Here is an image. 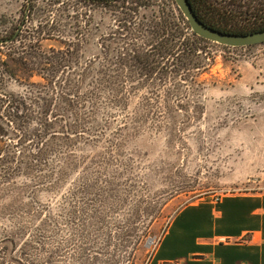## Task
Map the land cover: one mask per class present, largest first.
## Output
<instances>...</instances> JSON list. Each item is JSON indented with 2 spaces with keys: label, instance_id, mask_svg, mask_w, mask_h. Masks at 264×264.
<instances>
[{
  "label": "trees",
  "instance_id": "trees-1",
  "mask_svg": "<svg viewBox=\"0 0 264 264\" xmlns=\"http://www.w3.org/2000/svg\"><path fill=\"white\" fill-rule=\"evenodd\" d=\"M132 1L148 11L134 8L140 26L121 27L106 44L93 39L78 47L53 32L28 42L16 34L0 38V221L10 236L2 242L23 250L22 260L13 257L18 264L48 263L41 258L44 241L31 244L29 252L23 246L32 241L24 236L45 238L49 222L65 219L72 223L66 245L73 250L71 264H112L98 239L119 192H128L134 180L135 161L126 160L125 152L160 132L158 125L167 134L175 130L171 110L151 104L148 94H172L180 71L207 59L213 41L191 29L175 0L158 13ZM189 1L205 24L220 31L264 29H241L233 9L208 10L206 0ZM45 38L58 46L43 47ZM12 81L24 89L15 91ZM165 117L168 125L161 122Z\"/></svg>",
  "mask_w": 264,
  "mask_h": 264
},
{
  "label": "rangeland",
  "instance_id": "rangeland-1",
  "mask_svg": "<svg viewBox=\"0 0 264 264\" xmlns=\"http://www.w3.org/2000/svg\"><path fill=\"white\" fill-rule=\"evenodd\" d=\"M140 1L156 13L171 2ZM134 8L148 12L132 0L124 6L109 0H0V38L16 34L28 42L53 32L54 38L64 36L78 47L93 39L106 44L122 28L140 26ZM41 44L58 46L47 38ZM207 53L198 68L180 71L172 94H148L151 104L171 110L168 115L175 122L169 126L175 130L167 134L158 125L160 132L137 140L139 147L131 144L125 152L126 160L135 161L130 172L134 180L128 182V192H119L121 199L98 239L112 264H150L174 216L189 203L264 193V43L224 47L213 42ZM9 87L24 89L14 81ZM169 118L161 122L168 125ZM6 225L0 221V264H18L13 257L22 260L23 250L2 242L10 237ZM71 225L68 219L49 222L45 238L36 232L24 236L23 241L32 242L23 249L33 251L31 244L44 241L45 264H71L73 250L66 248Z\"/></svg>",
  "mask_w": 264,
  "mask_h": 264
},
{
  "label": "crops",
  "instance_id": "crops-1",
  "mask_svg": "<svg viewBox=\"0 0 264 264\" xmlns=\"http://www.w3.org/2000/svg\"><path fill=\"white\" fill-rule=\"evenodd\" d=\"M150 264H264V193L229 194L185 205Z\"/></svg>",
  "mask_w": 264,
  "mask_h": 264
},
{
  "label": "water",
  "instance_id": "water-1",
  "mask_svg": "<svg viewBox=\"0 0 264 264\" xmlns=\"http://www.w3.org/2000/svg\"><path fill=\"white\" fill-rule=\"evenodd\" d=\"M188 20L191 29L198 35L215 43L230 47H244L264 43V29L246 33H227L205 24L193 10L189 0H175Z\"/></svg>",
  "mask_w": 264,
  "mask_h": 264
},
{
  "label": "flooded vegetation",
  "instance_id": "flooded-vegetation-1",
  "mask_svg": "<svg viewBox=\"0 0 264 264\" xmlns=\"http://www.w3.org/2000/svg\"><path fill=\"white\" fill-rule=\"evenodd\" d=\"M206 4L208 10L216 6H218V10L222 11L233 9L237 20H239L238 25L241 29L258 30L264 28V0H206ZM140 8L142 9V7Z\"/></svg>",
  "mask_w": 264,
  "mask_h": 264
}]
</instances>
